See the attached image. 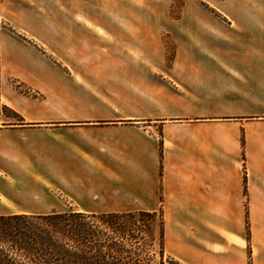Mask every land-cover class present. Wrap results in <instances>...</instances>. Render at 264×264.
<instances>
[{"label":"crops","instance_id":"1","mask_svg":"<svg viewBox=\"0 0 264 264\" xmlns=\"http://www.w3.org/2000/svg\"><path fill=\"white\" fill-rule=\"evenodd\" d=\"M108 1L0 0V216L56 187L160 211L183 264H264V0Z\"/></svg>","mask_w":264,"mask_h":264},{"label":"trees","instance_id":"2","mask_svg":"<svg viewBox=\"0 0 264 264\" xmlns=\"http://www.w3.org/2000/svg\"><path fill=\"white\" fill-rule=\"evenodd\" d=\"M154 217L155 213L145 211L76 210L0 216V264H125L113 259L114 252H121V247L115 242L105 243L102 238L107 234L132 239L136 233H146L153 241L158 238L161 248L162 218L156 222L157 235H152L150 227L144 225V229H139L134 225L139 218Z\"/></svg>","mask_w":264,"mask_h":264},{"label":"rangeland","instance_id":"3","mask_svg":"<svg viewBox=\"0 0 264 264\" xmlns=\"http://www.w3.org/2000/svg\"><path fill=\"white\" fill-rule=\"evenodd\" d=\"M62 2H55V6L61 7ZM163 3V4H162ZM184 0H133L128 1V6H149V7H157V6H165L170 11V18H174L175 15L178 14L180 7L183 5ZM204 6H207L203 1L201 2ZM98 5V4H97ZM117 6L118 7H124L127 6L126 0H117ZM87 7H94V4L91 2H87ZM99 7L101 9H108L110 7L108 0H100ZM208 7V6H207ZM105 13V12H104ZM106 14V13H105ZM102 19H105L109 21L110 16L109 15H102ZM168 55H172V50H169L167 53ZM8 114L7 111H4ZM252 119V118H251ZM52 194V202H53V211H68V210H81V207L79 206L80 203L83 201H80L78 199H75L72 197V193L67 192L63 193L61 190L54 187ZM90 193V191H88ZM88 203L93 202L92 196L86 200ZM246 238L247 240H250L252 228H251V222L249 219V213L250 209L246 208ZM136 212V211H135ZM155 213L154 219L150 218H144V219H137L134 222V225L137 226L139 229L142 228L144 225L147 227H150V230L152 231V235H157L156 233V222L162 218L163 216L160 211L158 212H152ZM163 227H164V235L162 240V247L160 248L158 238L153 241L152 238H150L149 234L145 235H139L136 233L135 236H132V239L126 238H115L110 237L111 235H104L102 238V241L105 243L115 242L118 246L121 247V252H114L113 259L115 258L120 261V263L125 264H183L176 260L173 256L169 255L165 250V224L163 219ZM132 228V226H131ZM133 229L134 226H133ZM135 231V230H134ZM161 251V252H160ZM109 260H112V256H109ZM249 264H251L249 262Z\"/></svg>","mask_w":264,"mask_h":264}]
</instances>
